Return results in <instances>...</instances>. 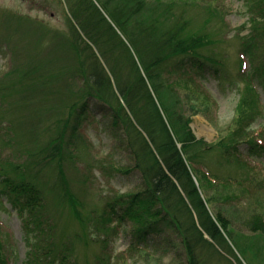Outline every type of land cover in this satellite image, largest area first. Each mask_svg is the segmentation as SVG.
Returning a JSON list of instances; mask_svg holds the SVG:
<instances>
[{"label":"trees","instance_id":"trees-1","mask_svg":"<svg viewBox=\"0 0 264 264\" xmlns=\"http://www.w3.org/2000/svg\"><path fill=\"white\" fill-rule=\"evenodd\" d=\"M180 3L70 0L67 32L55 30L48 47L41 44L47 27L27 22L36 32L27 48L31 58L7 72L19 74L18 83L13 77L0 83V142L11 147L13 157L22 156L17 153L22 141L32 145L23 143L21 161L9 156L0 160V206L1 195H6L20 212L28 211L39 223L46 211L55 218L56 208L86 225L89 216L83 214L84 202L71 183L85 180L67 172L72 168L77 174L82 153L75 142L89 98H94L109 108L113 122L120 126L144 184L143 195L107 201L94 217L97 224L106 228L113 217L117 221L127 217L136 224L140 241L165 225L177 235L185 264H243L234 250L238 247L259 254L258 244L235 231L223 209H210L218 198H239L248 187L230 175L200 174L195 166L201 152L212 149L227 162L246 166L237 154L240 141L248 143L251 151L264 150V141L256 133H246L247 125L260 114L259 91L251 74L241 76L244 87L235 108L238 126L214 143L196 137L177 86L189 90L191 109L200 111L192 100L206 104L208 96L196 76H202L207 62H221L202 53L213 39L191 27ZM251 20L256 29L258 20ZM243 44L247 49L257 46L249 39ZM13 48L18 54V48ZM242 66L239 58L241 74ZM11 111L18 112L16 117H10ZM6 118L8 123L3 124ZM42 133H48V138L42 140ZM117 204L123 208L117 209ZM240 223L264 236L262 211L251 212ZM2 247L0 239V263H5ZM70 250L62 249L58 264L66 263L69 256L64 251Z\"/></svg>","mask_w":264,"mask_h":264},{"label":"rangeland","instance_id":"rangeland-1","mask_svg":"<svg viewBox=\"0 0 264 264\" xmlns=\"http://www.w3.org/2000/svg\"><path fill=\"white\" fill-rule=\"evenodd\" d=\"M69 2L0 0V83L8 82L11 77L18 83L19 74L10 75L7 72L15 67V63L19 65V62L30 60L27 48L36 34L35 26L31 24L36 25L37 21L47 27L41 42L47 47L55 30L67 32ZM179 6L184 9L185 17L191 18L193 29L200 28L201 32L209 33L213 39V43L206 46L202 53L213 55L221 62H207L202 76H196V83L208 96L206 104L192 100L200 111L191 109L187 101L189 90L177 86L178 94L185 102L184 112L191 115L193 132L198 138L214 143L238 126L235 108L244 87L241 76L249 73L259 91L260 114L247 125L246 133H256L257 138L264 141V68H261L264 66V36L258 34L264 33V28L260 27L264 25V0H188L185 4L181 0ZM176 8L178 12L180 7ZM24 16L28 19H24ZM251 17L258 20L256 29ZM248 39L257 46L247 49L243 43ZM13 47L18 48V54L14 55ZM239 58L243 63V74L239 72ZM8 113L13 118L18 114L16 111ZM7 123L6 118L3 124ZM79 135L75 142L82 153V158L76 162L78 171L76 174L75 170L69 168L67 173L70 177L80 175L81 180H85L81 183L74 179L71 183L84 202L83 214L89 216L86 225L67 211L60 213L56 208L55 218L50 211H46L38 218L42 220L39 223L28 211L20 212L6 195H1L0 239L6 259L5 263L0 264H58L64 248H71L70 253L64 251L69 256L65 264H185L184 250L177 235L165 225L140 241L136 235V224L127 217L123 221L113 217L105 223L106 228L95 222L97 219L94 217L101 213L107 201L124 199L140 192L143 195L144 184L125 146L123 132L113 122L104 103L89 98ZM40 137L42 140L48 138V133H42ZM23 143L27 147L32 145L26 140L22 141L20 152L17 151L22 156L13 157L15 153L11 147L0 142V160L9 156L13 161H21L25 154ZM237 149L246 166L239 167L227 162L216 149L201 152L195 166L200 174L230 175L232 180H241L243 186L248 187L249 190L242 191L239 198L228 201L218 198L210 209L213 212L218 208L223 209L233 229L260 247L257 256L241 247L238 250L234 248L242 263L264 264V236L253 234L240 223L253 211L264 214V150L251 151L245 141H240ZM234 189L239 191V184L236 183ZM116 207L119 210L123 208L121 204ZM230 259L236 262L233 256Z\"/></svg>","mask_w":264,"mask_h":264},{"label":"water","instance_id":"water-1","mask_svg":"<svg viewBox=\"0 0 264 264\" xmlns=\"http://www.w3.org/2000/svg\"><path fill=\"white\" fill-rule=\"evenodd\" d=\"M198 137V136H197Z\"/></svg>","mask_w":264,"mask_h":264}]
</instances>
